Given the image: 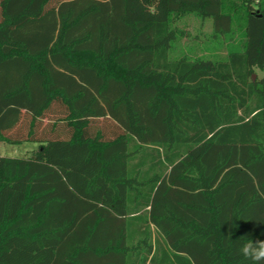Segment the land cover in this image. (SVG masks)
<instances>
[{
	"label": "trees",
	"instance_id": "trees-1",
	"mask_svg": "<svg viewBox=\"0 0 264 264\" xmlns=\"http://www.w3.org/2000/svg\"><path fill=\"white\" fill-rule=\"evenodd\" d=\"M0 142V264H253L264 0H0Z\"/></svg>",
	"mask_w": 264,
	"mask_h": 264
},
{
	"label": "rangeland",
	"instance_id": "rangeland-1",
	"mask_svg": "<svg viewBox=\"0 0 264 264\" xmlns=\"http://www.w3.org/2000/svg\"><path fill=\"white\" fill-rule=\"evenodd\" d=\"M176 27L182 29L184 36L177 39L174 44V55L180 52L191 54H204L207 47V35L211 32V20L201 22L193 16H186L176 21ZM190 50V51H189ZM221 52V50H220ZM223 54V52H222ZM256 77H261L262 72L255 70ZM37 148V143L23 142L21 144H8L0 142V155L8 157H27Z\"/></svg>",
	"mask_w": 264,
	"mask_h": 264
},
{
	"label": "clouds",
	"instance_id": "clouds-1",
	"mask_svg": "<svg viewBox=\"0 0 264 264\" xmlns=\"http://www.w3.org/2000/svg\"><path fill=\"white\" fill-rule=\"evenodd\" d=\"M245 242L240 245V254L253 264H264V240L248 239L241 237Z\"/></svg>",
	"mask_w": 264,
	"mask_h": 264
},
{
	"label": "crops",
	"instance_id": "crops-1",
	"mask_svg": "<svg viewBox=\"0 0 264 264\" xmlns=\"http://www.w3.org/2000/svg\"><path fill=\"white\" fill-rule=\"evenodd\" d=\"M21 144V143H20Z\"/></svg>",
	"mask_w": 264,
	"mask_h": 264
}]
</instances>
